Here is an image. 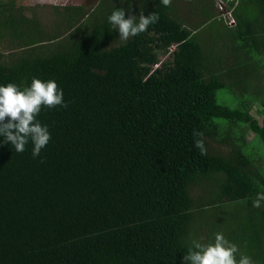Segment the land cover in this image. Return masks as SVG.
Instances as JSON below:
<instances>
[{
  "label": "trees",
  "instance_id": "obj_1",
  "mask_svg": "<svg viewBox=\"0 0 264 264\" xmlns=\"http://www.w3.org/2000/svg\"><path fill=\"white\" fill-rule=\"evenodd\" d=\"M182 1L50 6L48 25L0 1V85L54 80L67 104L41 109L36 158L0 137V264H183L218 232L264 264V0H237L230 26ZM115 8L159 21L123 42Z\"/></svg>",
  "mask_w": 264,
  "mask_h": 264
},
{
  "label": "clouds",
  "instance_id": "obj_2",
  "mask_svg": "<svg viewBox=\"0 0 264 264\" xmlns=\"http://www.w3.org/2000/svg\"><path fill=\"white\" fill-rule=\"evenodd\" d=\"M165 7L172 4V0H160ZM123 8H115L108 17L112 29H117L119 39L128 41L148 30L150 25L159 21V15L155 12L145 16L143 11L140 15H128ZM67 107L63 99V91L56 81L34 78L29 87L21 89L15 83L0 85V137L4 142H10L17 153L25 151V146L31 140L34 145L32 155L38 157L41 150L47 146L51 139L46 125H42L37 116L43 107L55 108ZM7 120V122H5ZM201 139L195 140L194 146L199 149L201 156L207 155V148L202 139L203 133H194ZM264 201V193L257 194L253 201L254 208H260ZM201 240H193L192 247L183 256V264H254L251 257L241 254L235 243L227 240L223 233L214 235V241L203 243Z\"/></svg>",
  "mask_w": 264,
  "mask_h": 264
},
{
  "label": "rangeland",
  "instance_id": "obj_3",
  "mask_svg": "<svg viewBox=\"0 0 264 264\" xmlns=\"http://www.w3.org/2000/svg\"><path fill=\"white\" fill-rule=\"evenodd\" d=\"M0 1H3V0H0ZM200 1H201L200 3L202 4L203 7L206 6V4L208 3V0H200ZM214 1H213V4H214ZM13 2L16 5H22L25 7H34L35 8L34 12L37 15V17L41 20V22L43 24L48 25L49 23L53 22L55 19V16H54L53 12L51 11L50 6H63L65 4H71L72 6L73 5L74 6L75 5H82L86 9H89L96 4L97 0H13ZM190 2H191V0H183L182 2L179 3L178 8L180 11V15L182 14V16L185 19H188L189 23L194 24V23L198 22V20H199V18H201V16L199 17V9L190 7L188 5V4H190ZM181 4H183V5H181ZM184 5L187 6L186 11L183 10ZM209 5L210 4L208 3L207 6L209 7ZM213 8L215 10V7H213ZM209 9H210V7H209ZM200 34L207 39V36L209 34L208 27L203 28L200 31ZM261 82H259V83H261ZM218 93L223 94L224 92L219 91ZM259 109H260V106L258 104H255V103L252 104V107L250 109V114L253 117H255L257 122L260 124L261 123V116L259 115V112H258Z\"/></svg>",
  "mask_w": 264,
  "mask_h": 264
},
{
  "label": "built area",
  "instance_id": "obj_4",
  "mask_svg": "<svg viewBox=\"0 0 264 264\" xmlns=\"http://www.w3.org/2000/svg\"><path fill=\"white\" fill-rule=\"evenodd\" d=\"M237 0H215L214 7L217 18L223 20L227 26L233 24L232 10ZM231 3V5H230Z\"/></svg>",
  "mask_w": 264,
  "mask_h": 264
}]
</instances>
